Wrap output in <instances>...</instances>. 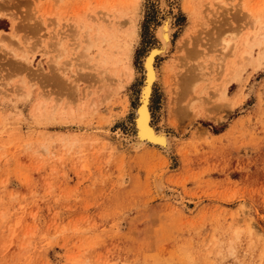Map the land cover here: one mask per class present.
Segmentation results:
<instances>
[{"label":"rangeland","instance_id":"rangeland-1","mask_svg":"<svg viewBox=\"0 0 264 264\" xmlns=\"http://www.w3.org/2000/svg\"><path fill=\"white\" fill-rule=\"evenodd\" d=\"M159 3L0 0V264H264V0H168L169 151Z\"/></svg>","mask_w":264,"mask_h":264},{"label":"bare ground","instance_id":"bare-ground-1","mask_svg":"<svg viewBox=\"0 0 264 264\" xmlns=\"http://www.w3.org/2000/svg\"><path fill=\"white\" fill-rule=\"evenodd\" d=\"M171 2V1H170ZM170 4L168 3V0H160V3H159V10L161 12H163L165 16V20L156 28L155 30V33H156V36L158 37L159 41L161 42V46L160 47H155L153 49L150 50V52L145 55V57H143V62H142V67H143V71H144V78H143V81H142V84L140 86V100H139V103H138V106L135 110V115H134V118H133V126H134V129H135V133L133 134V137L130 139L132 140L131 143L134 145V148L136 149H140L142 147H145V146H157L159 148H161L163 151H169L170 149V137L169 135L163 131V129L161 130H157L155 125L153 124L152 122V111H151V104H152V101H153V94H154V86L155 84L160 81V73H159V69L157 67V60H156V57L157 55H161V56H167V54L170 52L171 47H173V33L175 31V27L172 26V21L174 19L173 16L169 15V11L172 10L171 7L169 6ZM175 8V7H174ZM2 11V10H1ZM176 13V11H174ZM173 12V13H174ZM160 13V12H159ZM4 14V13H3ZM1 12H0V16L3 15ZM100 17V16H99ZM98 17V18H99ZM93 20L94 17L92 18ZM101 19V17H100ZM160 19V18H159ZM104 20V19H103ZM98 23V21L96 22ZM94 22V24H96ZM174 24V23H173ZM98 27V26H97ZM109 27V26H108ZM109 29V28H108ZM112 29V28H110ZM260 29V28H259ZM262 29H264V26L262 27ZM110 31V30H109ZM62 31H59V33H61ZM66 32V31H65ZM64 32V34H65ZM128 32V31H127ZM130 33L131 30L129 31ZM261 32V31H260ZM87 33H89L87 31ZM86 33V34H87ZM98 33V32H97ZM96 33V34H97ZM154 33V32H153ZM67 34V32H66ZM176 34V33H175ZM62 35V34H61ZM136 35V34H135ZM262 35V34H260ZM98 36V35H97ZM104 36V35H103ZM263 36V35H262ZM89 37V36H88ZM131 37V35H130ZM248 37V36H247ZM90 38V37H89ZM88 38V39H89ZM101 38V37H100ZM103 38V37H102ZM251 38V37H250ZM258 38V37H257ZM256 38V39H257ZM260 38V37H259ZM62 39V37H61ZM60 39V41H61ZM96 39H99V36L98 38L96 37ZM248 39V38H247ZM58 41V42H60ZM90 41V40H88ZM93 41V40H91ZM221 41V40H220ZM222 42V41H221ZM248 42V41H247ZM90 43H93V42H90ZM228 43V42H227ZM250 43H253L251 42V39H250ZM249 43V44H250ZM261 43V42H260ZM88 44V43H87ZM219 44V43H218ZM128 45V44H127ZM176 45V44H175ZM221 45V44H220ZM230 45V44H229ZM254 45V44H252ZM222 46V45H221ZM251 46V45H250ZM85 45H84V49H85ZM90 47V46H89ZM178 47V45H177ZM227 48V46H226ZM90 49V48H89ZM88 47H87V50H89ZM178 52L180 53L181 51H183V46H179L178 48ZM234 49V48H233ZM226 50V49H225ZM86 52V51H85ZM177 52V53H178ZM84 53V52H83ZM234 53V52H233ZM80 54V53H79ZM229 54V53H228ZM246 54H250V52L248 51H245L241 54V58L244 59L246 57ZM81 55V54H80ZM222 55V53H221ZM261 55V54H260ZM84 56V55H83ZM85 56H88V55H85ZM89 57V56H88ZM87 57V58H88ZM220 57V58H219ZM219 58V64H218V70L217 69V72L219 71L220 73L222 72V61L225 60V52H224V55L223 57L222 56H218ZM217 58V59H218ZM261 58V57H260ZM24 60L27 58H23ZM129 59V58H128ZM264 59V56H262L261 60ZM107 60V58H106ZM264 61V60H263ZM225 62V61H224ZM223 62V63H224ZM234 63V62H233ZM235 65V64H234ZM217 66V65H216ZM204 67V66H203ZM203 67L201 69H203ZM233 67V66H232ZM231 67V68H232ZM236 67V66H235ZM216 68V67H215ZM127 69V68H126ZM200 69V70H201ZM236 69V68H235ZM216 71V69L214 70ZM126 74H128V80L129 79H132L133 75H132V72H131V69L129 70V68L126 70ZM203 72V70H202ZM216 72V73H217ZM184 73V72H183ZM186 74L185 75H182V80L184 79H190V81L193 79L194 80V75L193 74H188L187 70L185 72ZM203 74V73H202ZM209 74V73H208ZM211 75V73L209 74ZM54 76V75H52ZM56 76V75H55ZM220 76V75H219ZM57 77V76H56ZM55 77V78H56ZM164 77V76H163ZM54 78V77H53ZM175 79H177V75H175L174 77ZM179 78V77H178ZM57 79V78H56ZM59 79V78H58ZM162 80V79H161ZM61 82V81H60ZM185 82V80L183 81ZM222 83V82H221ZM227 82L225 84H221L223 86L220 85V89H222L223 91H225L227 89ZM187 87V85H186ZM219 88V87H218ZM218 90V89H217ZM216 90V91H217ZM221 91V90H220ZM220 94V92H219ZM41 106V105H40ZM42 109V108H41ZM39 109V110H41ZM40 114V111L39 113ZM221 117V116H220ZM222 119V118H221ZM221 121V120H220ZM172 137V136H171ZM129 139V138H128ZM129 142V141H128ZM171 151V150H170ZM158 176V175H157ZM161 183V182H159ZM157 184V183H156ZM162 184V183H161ZM157 188L159 187L160 190H164L163 188H161L162 186H158L156 185ZM159 191V190H158ZM160 191V192H161ZM164 192V191H163ZM177 195V194H176ZM252 227V226H251ZM250 227V228H251ZM252 229V228H251Z\"/></svg>","mask_w":264,"mask_h":264},{"label":"water","instance_id":"water-1","mask_svg":"<svg viewBox=\"0 0 264 264\" xmlns=\"http://www.w3.org/2000/svg\"><path fill=\"white\" fill-rule=\"evenodd\" d=\"M159 46H160V44H159ZM150 52V51H149Z\"/></svg>","mask_w":264,"mask_h":264}]
</instances>
